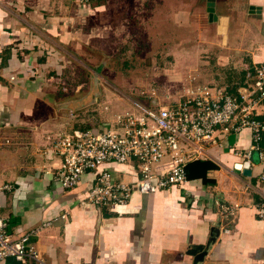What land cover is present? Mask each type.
I'll return each mask as SVG.
<instances>
[{
	"label": "crops",
	"instance_id": "1",
	"mask_svg": "<svg viewBox=\"0 0 264 264\" xmlns=\"http://www.w3.org/2000/svg\"><path fill=\"white\" fill-rule=\"evenodd\" d=\"M210 2L0 0V187L15 188L1 196L0 216L11 220L15 239L42 227L30 241L47 264H193L188 251L206 246L213 229L222 227L218 204L236 208L235 225L230 234L220 230L205 260L264 264V218L258 214L264 158L253 152L251 167L245 163L250 129L219 132L218 144L196 159L219 166L207 174L212 183L188 179L155 194L134 193L113 210L82 204L94 174L72 190L54 179L62 161L55 149L59 134L110 127L112 112L118 122L151 104L169 106L206 90L250 84V69L264 63V0H214L221 23L209 20ZM137 19L146 22L144 33H135ZM145 41L152 45L144 58L164 59L157 68L167 76L154 91L164 95L151 104L129 97L137 86L147 87L131 66ZM121 44L137 49L123 63ZM205 59L216 64L202 78ZM257 117L264 123V102ZM100 170L129 182L137 167L105 164ZM5 264L23 263L10 258Z\"/></svg>",
	"mask_w": 264,
	"mask_h": 264
},
{
	"label": "built area",
	"instance_id": "2",
	"mask_svg": "<svg viewBox=\"0 0 264 264\" xmlns=\"http://www.w3.org/2000/svg\"><path fill=\"white\" fill-rule=\"evenodd\" d=\"M254 80L238 95L227 90L203 91L164 107L146 108L118 119L113 129H73L59 134L56 152L62 161L54 179L65 190L76 188L88 174L95 183L82 204L92 203L100 209L113 210L130 202L134 193L151 195L184 184L187 164L205 155L204 149L217 145L219 132L239 133L250 129L253 145L243 157L248 168L253 152L264 158V123L257 117V108L264 102V63L254 67ZM137 167L136 179L115 180L105 164H129ZM15 188L0 187L1 196ZM223 233L230 234L237 210L218 204ZM264 218V204L258 205ZM12 222L0 216V264L14 258L23 264H47L40 251L30 241L42 228L14 238ZM200 264H213L207 259Z\"/></svg>",
	"mask_w": 264,
	"mask_h": 264
},
{
	"label": "rangeland",
	"instance_id": "3",
	"mask_svg": "<svg viewBox=\"0 0 264 264\" xmlns=\"http://www.w3.org/2000/svg\"><path fill=\"white\" fill-rule=\"evenodd\" d=\"M154 2H155V0H154ZM150 25H152V24H150ZM133 26H134L135 33L141 34V33H144L145 32L146 22L144 20H141L140 21V20L137 19L136 21L133 22ZM150 29L151 28H148L147 30H150ZM140 36H141L140 38H146L145 35H140ZM164 44H166V43H164ZM151 45L152 44L151 43H147V41H145L144 43L142 42L143 49L142 50H139V52L136 53L137 49L134 47L133 44H127L126 45L127 47H126L125 50H124V44H121L120 47H119V52L117 53V54H121V57H120L121 60L120 61L122 63L124 61V59H122V58H126L127 61L130 60L127 55L131 54L132 52H134V53L137 54V55L134 56L135 58L132 59L131 66L134 69L132 71L137 73V75H138L137 77H139V75H141V74L143 75V76H141V78H138V82H140L141 84L145 82L147 84V87H141V86H137L136 87V85H135V87L138 88V89H132L131 90V93L130 94H132V95H130L129 97H131L136 102L137 101H140V100L142 101V99H143L145 101H148V103H150L151 102V99L152 98H155L157 95L158 96L160 94L161 95L162 94L164 95V92H154L155 90H158V88L160 89V86H161L162 81H165V78L167 77V76L162 75V73H161V71H162L161 69H163V68H159V67L157 68V66H159V63L162 60L164 62V59H162V58H158V59L147 58V59H145L144 58V55H146V52H145L146 49H150ZM155 45L157 46V44H155ZM159 46H160V44H159ZM140 51H144V53L141 52L142 53L141 54ZM134 53H132V54H134ZM203 60H202V65H201V71L203 72V75L204 76H201V77L202 78H206V77H208V75H206V74H209L208 71L209 70H211V71L213 70L211 68L212 67L211 64L212 65H215L216 62H211V61L205 59V62L206 61H209L208 63L205 64L203 62ZM168 62L169 63H174V60L170 59V60H168ZM163 66L164 65H162V67ZM130 68L131 67H128V69H130ZM142 72H148V74H145V73L143 74ZM216 72H217V70H216ZM87 77L88 76L85 75V79ZM106 78H107V76H106ZM111 78H113V77H111ZM139 79H140V81H139ZM212 79H213V77H212ZM111 82H113V80ZM115 82L116 81H114V83ZM132 82H133V86H134V81H132ZM108 83H110V82L108 81ZM114 83H112V84H114ZM123 93L128 94V92H123ZM179 93H181V92H179ZM152 107L153 106L151 104V106L148 107V108H152ZM109 119H110L109 120L110 127H104V128L99 127L100 130H106V129H113V130H115L117 118H116L114 112H112L110 114Z\"/></svg>",
	"mask_w": 264,
	"mask_h": 264
},
{
	"label": "trees",
	"instance_id": "4",
	"mask_svg": "<svg viewBox=\"0 0 264 264\" xmlns=\"http://www.w3.org/2000/svg\"><path fill=\"white\" fill-rule=\"evenodd\" d=\"M254 67L250 69V73L248 76V80L249 82H253L254 80ZM248 83V82H247ZM244 86H247V84H243ZM229 93L234 94V95H238L239 90H227ZM219 166L210 161V160H196V161H192L189 162L186 166V174H187V179L192 180V179H203L205 183H212L211 180H209L207 178V174L209 171L211 170H216L218 169Z\"/></svg>",
	"mask_w": 264,
	"mask_h": 264
},
{
	"label": "water",
	"instance_id": "5",
	"mask_svg": "<svg viewBox=\"0 0 264 264\" xmlns=\"http://www.w3.org/2000/svg\"><path fill=\"white\" fill-rule=\"evenodd\" d=\"M214 0H212V2H210L209 4V8H208V12H209V20L211 22H216V21H220V23L222 22V18H219L217 16V14H215V8H214ZM254 10V9H252ZM253 13V11H252ZM224 19V18H223ZM250 170H245L244 173L249 174ZM220 235V230L219 229H213L212 234H211V238L209 240V242L206 244V246H195L192 247L189 251H188V255L193 257V264H200L202 262L205 261L206 256L209 253L210 247L216 243L217 238Z\"/></svg>",
	"mask_w": 264,
	"mask_h": 264
}]
</instances>
